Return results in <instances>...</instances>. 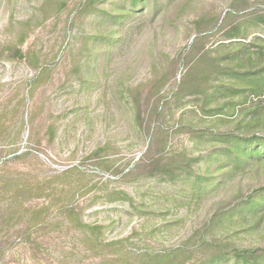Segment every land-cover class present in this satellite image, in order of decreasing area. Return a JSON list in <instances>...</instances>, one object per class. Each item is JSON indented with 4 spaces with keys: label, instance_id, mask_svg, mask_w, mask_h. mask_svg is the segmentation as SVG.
I'll list each match as a JSON object with an SVG mask.
<instances>
[{
    "label": "rangeland",
    "instance_id": "obj_1",
    "mask_svg": "<svg viewBox=\"0 0 264 264\" xmlns=\"http://www.w3.org/2000/svg\"><path fill=\"white\" fill-rule=\"evenodd\" d=\"M95 1L0 0V179L33 190L25 197L10 189L0 198V212L12 214L10 220L0 218V241L7 240L0 264H120L115 249H175L196 230L204 234L218 202L237 189L264 184V169L228 173L215 171L214 164L208 171L206 158L194 165L200 181L208 185L224 176L207 192L193 185L194 174L185 184L124 178L145 154L158 124L168 130V155L184 152L193 158L213 146L187 128L225 131L249 119L251 109L264 108V99L250 100L233 115L211 118L193 96L180 95L184 55L197 36L194 20L234 12L240 17L210 31L208 43L248 48L264 23L247 21L246 39L230 40L227 34L241 15L246 21L253 16L244 14L264 9V0H159L156 9H132L125 0L118 1L120 7ZM106 11L122 12L120 26L103 19ZM112 30L120 39L110 45ZM234 40L239 42L228 43ZM171 69V78L155 93L153 84ZM137 109L144 118L139 122ZM22 200L25 211L15 217ZM64 206L102 228L97 242L88 241L95 239L91 230L76 224ZM42 208L43 218L29 233L23 231L26 210ZM215 235L241 247H264V223L250 218L243 227L227 222ZM110 242L119 246H107ZM190 263L209 264L200 252Z\"/></svg>",
    "mask_w": 264,
    "mask_h": 264
},
{
    "label": "trees",
    "instance_id": "obj_2",
    "mask_svg": "<svg viewBox=\"0 0 264 264\" xmlns=\"http://www.w3.org/2000/svg\"><path fill=\"white\" fill-rule=\"evenodd\" d=\"M94 1L90 0L88 4H92ZM104 1L120 7L119 0ZM125 1L132 9L146 5L156 9L159 0ZM261 3L264 5V2ZM259 10L264 11V9L255 8V12L244 14L245 16H253V18L246 19V21H244L246 17L242 19L241 15L237 24L228 32V39H246L249 34L247 30L250 28L248 24H245L247 21L255 20L257 23H264V12H257ZM120 13L122 12L106 11L102 12V17L104 20L105 18L110 19L114 25L120 26L117 22H121L125 18ZM238 17L240 16L234 12H228L224 17L220 14L208 13L194 20L193 24L197 36L184 55L183 61L187 69L180 83V95L193 96L196 104L200 105L204 116L212 118L220 113L233 115L236 109H243L242 106L250 100L261 102L264 99V26L261 29L263 36H256L252 42L248 43V48L240 49V47H232V45V48H227L229 45H224L225 43L218 44V46L222 45L221 47L213 48L208 43V37L211 35L210 31L216 28L218 30L224 29L229 20ZM111 35L112 37L109 38L110 45L113 41L117 42L120 39L118 32L112 30ZM232 42L239 41L234 40L228 43ZM256 43L261 44L258 49L254 48ZM232 51L235 52L232 53ZM20 57H25L21 49ZM169 73H166L153 84L155 93H158L160 88L169 81L174 70L171 69ZM148 99L150 100L151 97ZM157 108L158 106L154 110L159 113ZM248 113H250L249 119H242L236 123L235 127H229L225 131L216 130L212 132L193 126L187 128L186 131H191L194 136L206 140L213 146L206 154L193 158H188L184 152L168 155L165 152L166 139L169 137L168 130L166 129V131L162 125L158 124L154 129L145 154L136 166L124 175V178L136 180L143 177H160L170 182L185 184L188 181L186 179L194 174L193 185H199L202 191L207 192L218 187L223 182L224 176L212 179V182L208 185L200 181L201 171L195 169L194 165L198 166L205 158L208 161L206 168L208 171L214 164L217 165L215 171L225 170L228 173L251 169L258 172V169H264V108L257 107L254 110L251 109ZM148 116H153L150 110ZM143 119L141 111L137 109L136 121L139 122ZM229 120L226 119L224 123L229 125L231 123ZM3 179H0V198L6 197L10 193V189H18L21 196L31 197L33 195V190L26 184H20V187L16 185L15 188L12 186L13 180L5 185ZM7 185H10L9 188ZM118 194L125 199L129 198L123 191ZM22 211H25L23 200L20 201V210L15 217H20ZM63 211H66V215L76 224H79L80 227L86 231L91 230L95 239L88 238V241L91 243L98 241L97 234L102 229L100 226H91L84 223L73 207L67 208L64 206ZM9 212L10 210L0 212V218L7 221L5 217L9 215L8 219L10 220L12 214L10 215ZM26 212L27 220L23 231L29 233V229L43 218L44 210L42 208L26 210ZM249 218L264 223V184L260 187L256 184H250L247 192L237 189L233 194L218 202L213 208L212 216L204 225V234L196 230L188 240L175 249L134 251L132 249L127 250V246L126 250L115 249V251L119 256L120 264H188L199 252L202 253L204 263L209 264H223L227 261H232L233 264H264V247H241L235 241H223L215 235L217 227H221L227 222L243 227ZM6 243L7 240L5 242L0 241V254L3 253ZM118 243L122 248L125 247L124 240H120ZM107 246L116 248L119 245L110 242Z\"/></svg>",
    "mask_w": 264,
    "mask_h": 264
}]
</instances>
